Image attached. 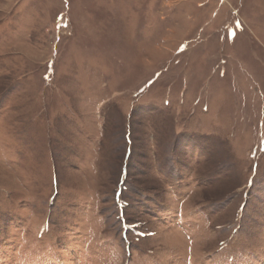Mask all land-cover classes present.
<instances>
[{
    "label": "rangeland",
    "instance_id": "rangeland-1",
    "mask_svg": "<svg viewBox=\"0 0 264 264\" xmlns=\"http://www.w3.org/2000/svg\"><path fill=\"white\" fill-rule=\"evenodd\" d=\"M0 264H264V0H0Z\"/></svg>",
    "mask_w": 264,
    "mask_h": 264
},
{
    "label": "trees",
    "instance_id": "trees-1",
    "mask_svg": "<svg viewBox=\"0 0 264 264\" xmlns=\"http://www.w3.org/2000/svg\"><path fill=\"white\" fill-rule=\"evenodd\" d=\"M128 165V164H127ZM127 167V166H126ZM123 174V173H122Z\"/></svg>",
    "mask_w": 264,
    "mask_h": 264
}]
</instances>
